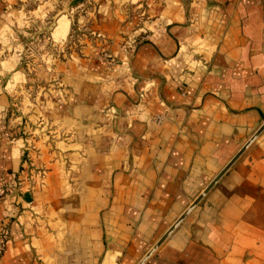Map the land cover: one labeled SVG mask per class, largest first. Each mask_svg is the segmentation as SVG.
Wrapping results in <instances>:
<instances>
[{"label": "crops", "instance_id": "0c3cea01", "mask_svg": "<svg viewBox=\"0 0 264 264\" xmlns=\"http://www.w3.org/2000/svg\"><path fill=\"white\" fill-rule=\"evenodd\" d=\"M63 1L0 0V264H264V128L195 202L264 121V0Z\"/></svg>", "mask_w": 264, "mask_h": 264}, {"label": "water", "instance_id": "95a60500", "mask_svg": "<svg viewBox=\"0 0 264 264\" xmlns=\"http://www.w3.org/2000/svg\"><path fill=\"white\" fill-rule=\"evenodd\" d=\"M81 0H70L68 5H75L76 3L80 2ZM264 128V121L259 125V127L256 129V131L251 135V137L244 143V145L236 152V154L228 161V163L219 171V173L206 185V187L203 189V191L200 193V195L195 199V202L199 199L200 196L217 180V178L221 175V173L233 162V160L238 156V154L243 150V148ZM172 227H170L166 232H168ZM165 235V233H164ZM160 237V239L149 249V251L144 255V258L155 248V246L162 240L164 237ZM141 259V261L138 264H141V262L144 260Z\"/></svg>", "mask_w": 264, "mask_h": 264}, {"label": "built area", "instance_id": "2783aa9c", "mask_svg": "<svg viewBox=\"0 0 264 264\" xmlns=\"http://www.w3.org/2000/svg\"><path fill=\"white\" fill-rule=\"evenodd\" d=\"M6 235H7L6 231L2 229V230L0 231V251H1V249H2L3 242H4V240H5Z\"/></svg>", "mask_w": 264, "mask_h": 264}, {"label": "rangeland", "instance_id": "374dc122", "mask_svg": "<svg viewBox=\"0 0 264 264\" xmlns=\"http://www.w3.org/2000/svg\"><path fill=\"white\" fill-rule=\"evenodd\" d=\"M64 1H65V0H64ZM64 1H63V2H64ZM47 20L49 21V20H50V18L48 17V18H47ZM48 24H49V23H47V26H48ZM18 40H20V39H18ZM18 40H17V41H18Z\"/></svg>", "mask_w": 264, "mask_h": 264}]
</instances>
